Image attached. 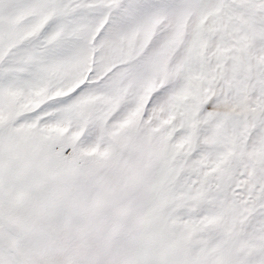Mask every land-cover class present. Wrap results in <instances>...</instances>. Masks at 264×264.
Instances as JSON below:
<instances>
[{
	"label": "snow or ice",
	"instance_id": "6c2138e0",
	"mask_svg": "<svg viewBox=\"0 0 264 264\" xmlns=\"http://www.w3.org/2000/svg\"><path fill=\"white\" fill-rule=\"evenodd\" d=\"M0 264H264V0H0Z\"/></svg>",
	"mask_w": 264,
	"mask_h": 264
}]
</instances>
